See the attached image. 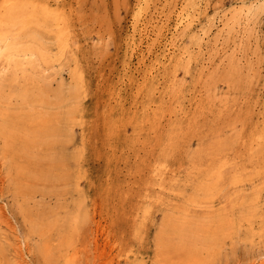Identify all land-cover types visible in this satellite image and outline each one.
<instances>
[{"label":"rangeland","instance_id":"1","mask_svg":"<svg viewBox=\"0 0 264 264\" xmlns=\"http://www.w3.org/2000/svg\"><path fill=\"white\" fill-rule=\"evenodd\" d=\"M2 9L18 23L44 15L62 34L45 62L0 60L10 110L45 120L17 122L21 140L0 136L2 264H60L41 249L63 239L74 264H186L209 247L206 264H264V0Z\"/></svg>","mask_w":264,"mask_h":264},{"label":"bare ground","instance_id":"2","mask_svg":"<svg viewBox=\"0 0 264 264\" xmlns=\"http://www.w3.org/2000/svg\"><path fill=\"white\" fill-rule=\"evenodd\" d=\"M28 3V2H27ZM3 11V12H1ZM0 11V60L4 62V67H12L16 69L17 66V58H20V56H26L29 58H34V59H39L45 62V56L47 58V52L49 50L48 47H46L47 45L51 44L52 42L54 43V45L56 46H60L61 45V38H62V34L60 32V30L57 27V23L56 21L51 22L50 24H47V17L46 16H42V15H31L30 16V22H19L18 23V19L19 17L17 16V13L11 12V11H4L3 9ZM43 14V13H42ZM42 16V17H41ZM183 20V19H182ZM190 22V21H189ZM46 23V24H45ZM18 28H17V27ZM16 27V28H15ZM185 27V26H184ZM65 33V32H64ZM66 35V34H65ZM64 35V36H65ZM67 36V35H66ZM44 42V43H43ZM50 46V45H49ZM180 53V52H179ZM184 54V53H183ZM69 57V56H68ZM71 58V57H70ZM185 58V57H184ZM60 61V60H59ZM61 62V61H60ZM182 63V62H181ZM3 67V69H4ZM8 75V74H7ZM47 76V75H46ZM1 79H3V77H1ZM27 87H25L24 93L23 95L20 93H18V97H20V101L26 105L30 102V100H28V94H31L27 91L26 89ZM74 92V91H73ZM30 96V95H29ZM7 98L4 96V94L0 91V136L6 141V142H12V141H16V139H20L19 134L21 133L20 130H17V122L23 124V125H38V126H43L44 125V118H42L39 113L36 112H29V108H22L19 107V109H15L17 111H15L14 109L9 108V102L6 101ZM33 103H36L37 105L41 104L40 99H38L37 97L35 98V101ZM33 105V104H32ZM22 106V104H21ZM31 106V105H30ZM29 107V106H28ZM29 112V113H28ZM32 141L30 140L28 143H26L24 145V148H29L32 147ZM6 148L4 150L5 154H11L12 150L9 149L8 144H6ZM48 152V151H47ZM46 153V152H45ZM45 155V154H43ZM41 158V157H40ZM230 167V166H229ZM228 167V168H229ZM20 168V167H18ZM42 169V168H41ZM232 168H230L229 170H231ZM224 171V170H223ZM164 172V170H163ZM222 172V171H221ZM226 172V171H225ZM228 173V171L225 174ZM37 176V175H36ZM155 176V175H154ZM164 175H162L163 177ZM171 176V175H170ZM227 176H230L227 175ZM224 177V176H223ZM226 178V177H224ZM223 178V179H224ZM260 178V177H259ZM259 180V179H258ZM198 182V181H196ZM157 183V182H156ZM220 183V182H219ZM218 183V184H219ZM217 184V185H218ZM165 186V185H164ZM64 191V190H63ZM161 193V192H160ZM163 193V192H162ZM167 193V192H166ZM170 200V199H169ZM161 201V200H160ZM172 213V212H171ZM1 214V213H0ZM91 214V213H90ZM2 216V215H1ZM230 217V216H229ZM2 218V217H1ZM82 219V218H80ZM93 219V217H92ZM91 219V220H92ZM262 219V218H261ZM2 220V219H1ZM203 220V219H202ZM207 220V219H206ZM218 220V219H217ZM4 221V220H3ZM2 221V222H3ZM220 221V220H219ZM7 223V221H5ZM175 222V221H174ZM218 222V221H217ZM5 223V224H6ZM172 223V222H171ZM4 224V225H5ZM95 224V223H93ZM197 224V223H196ZM49 225V224H48ZM92 225V224H91ZM6 227H8V225H6ZM227 227V226H226ZM3 228V227H2ZM13 228V227H12ZM230 228V227H229ZM242 228V227H241ZM6 229V228H4ZM48 229V228H47ZM208 229V228H207ZM206 229V230H207ZM216 229V228H215ZM226 229V228H225ZM9 229H7L8 231ZM38 230V229H37ZM36 230V231H37ZM14 231V229H13ZM213 231V230H212ZM16 232V230H15ZM95 232V230H94ZM93 233V232H92ZM91 233V234H92ZM90 234V235H91ZM217 234V232H214L211 236L212 238H209V244H211V240L215 237V235ZM75 235V234H74ZM17 236V235H16ZM177 236V233H176ZM180 236V235H179ZM182 236V235H181ZM96 237V236H95ZM173 237V235H172ZM200 237H202L200 235ZM91 238V237H90ZM12 239V238H11ZM20 240V235L19 238ZM93 239V237H92ZM95 239V238H94ZM93 239V241H94ZM202 239V238H201ZM206 240V238H203ZM13 240V239H12ZM73 240V239H72ZM162 240V239H161ZM198 240V239H197ZM15 241V240H14ZM23 241V240H22ZM92 241V240H91ZM98 241V240H97ZM18 241L16 239V241L14 242V244H16ZM24 242V241H23ZM29 242V241H28ZM74 242V240H73ZM95 242V241H94ZM108 242V241H107ZM112 242V240H111ZM155 242V241H154ZM21 244V242H19ZM91 242H89L90 244ZM93 243V242H92ZM98 243V242H97ZM96 243V244H97ZM110 244V242H108ZM13 244V245H14ZM94 243V245H96ZM139 244V243H138ZM18 246V244H16ZM112 246V244H111ZM12 247V246H11ZM14 247V246H13ZM33 247V246H32ZM53 247V251H51V248ZM68 247V241L66 239H63V241H59L56 244L52 245V243L50 242H43L42 245V252L44 255V258L46 260L49 261L54 259V257L59 258V262L60 264H71V262L74 264V262L71 260H69V257H67L68 253H67V248ZM90 247V245H89ZM113 247V246H112ZM111 247V248H112ZM167 247V246H166ZM19 248V247H18ZM86 248V246H85ZM91 248V247H90ZM109 248V249H111ZM118 248V247H116ZM21 249V248H20ZM79 249V248H77ZM89 249V248H88ZM210 247L209 248H204L203 250H206V252L210 253ZM14 250V249H13ZM116 250V249H115ZM167 250V249H164ZM203 250H201L198 253H193L190 254L189 257H187L188 259V263L186 264H206L207 262H209V258L208 255H206V252H203ZM12 251V250H11ZM78 251V250H77ZM76 251V252H77ZM81 251V250H79ZM111 251V250H110ZM4 252V249H0V254ZM17 252V251H16ZM74 252V253H76ZM114 252V251H113ZM112 252V253H113ZM117 252V251H115ZM114 252V255H115ZM167 252V251H166ZM73 253V254H74ZM81 253V252H80ZM90 253V252H89ZM112 253H110V255H112ZM19 254H21V250L19 252ZM18 254V256H19ZM57 256H56V255ZM71 254V253H70ZM82 254V253H81ZM77 255V256H82V255ZM171 254V253H170ZM3 255V254H2ZM5 255V254H4ZM11 255V254H10ZM13 255H16L13 253ZM23 255V254H22ZM21 255V256H22ZM42 255V256H43ZM72 255V254H71ZM174 255V254H173ZM178 255V254H177ZM182 255V254H181ZM6 256V255H5ZM109 256V255H108ZM113 256V255H112ZM175 256V255H174ZM183 256V255H182ZM3 257V256H2ZM17 257V255H16ZM76 257V256H75ZM75 257L73 259H75ZM13 258V257H11ZM21 258V257H20ZM80 258V257H77ZM7 259L4 260V257L1 258L0 255V264L1 261H6ZM10 260V258H9ZM14 260V259H13ZM21 260V259H20ZM75 259L74 261L76 262V264H79V260ZM81 260V258H80ZM114 258L112 259L113 262ZM57 261V260H56ZM7 262V261H6ZM78 262V263H77ZM82 262V260H81ZM80 262V264H81ZM109 262V260L107 261ZM115 262V260H114ZM156 264H167L164 261L163 257L158 258L155 261ZM14 263V262H13ZM19 263V262H18ZM22 263V262H21ZM111 262H109L110 264ZM117 263V262H116ZM182 262H179L178 264H180ZM6 264V263H5ZM10 264V263H9ZM16 264V263H14ZM23 264V263H22ZM104 264V263H103ZM107 264V263H106ZM113 264V263H112ZM170 264H175V262H171Z\"/></svg>","mask_w":264,"mask_h":264}]
</instances>
